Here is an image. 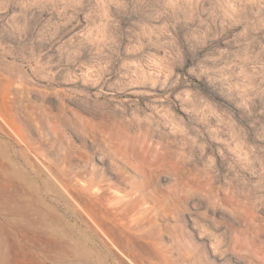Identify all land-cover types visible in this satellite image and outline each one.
<instances>
[{"label":"rangeland","instance_id":"obj_1","mask_svg":"<svg viewBox=\"0 0 264 264\" xmlns=\"http://www.w3.org/2000/svg\"><path fill=\"white\" fill-rule=\"evenodd\" d=\"M164 253L264 264V0H0V264Z\"/></svg>","mask_w":264,"mask_h":264},{"label":"bare ground","instance_id":"obj_2","mask_svg":"<svg viewBox=\"0 0 264 264\" xmlns=\"http://www.w3.org/2000/svg\"><path fill=\"white\" fill-rule=\"evenodd\" d=\"M25 144H26V143H25ZM32 144H33V143H32ZM27 145H28V143H27ZM32 146H33V145H32ZM35 146H37V145L35 144L34 147H35ZM28 147H29V146H28ZM37 147H38V146H37ZM31 149L33 150V152H37V153H38L39 151H41L39 148H36V147H35V148H31ZM32 150H31V151H32ZM70 180H71V181H70ZM70 180H69V181H70V184L72 185L71 187H73V186L75 187V186L78 184V183L76 184V181H77L76 179L72 178V179H70ZM72 183H73V184H72ZM77 186H79V185H77ZM92 186H93V185H92ZM79 188H81V190H82L83 192H85V193H89L90 196H91V194H92V193H91V190H92V189H91V185L85 184V186H81V187H79ZM98 188H99V187H98ZM96 190H97V189H96ZM99 190L101 191V189H99ZM92 191H93V190H92ZM100 191H98V192L100 193V196H101L102 193H104L103 196H104V195L106 196L105 192H103V191H105V190H103L102 193H101ZM93 192H94V191H93ZM96 193H97V192H96ZM96 193H94V194L97 195V196H95L94 194H92V195H94V198H95V197H96V198H97V197L99 198V196H98L99 193H97V194H96ZM112 193H113V192H112ZM103 196H101V197H103ZM108 197H109V196H108ZM110 197H111V198H110ZM110 197L107 198L106 201H107L108 199H110V200L112 199V202H113L114 200H115V201H117V200H121V201H122V200L125 199V197H123V196L121 197V195L119 196V195H115V194L111 195ZM105 198H106V197H105ZM102 199H103V198H102ZM110 200H109V201H110ZM109 201H107V202H109ZM196 205H197V204H196ZM193 207H195V206H192V209H193ZM207 208H208V207H207ZM208 209H209V208H208ZM210 209H211V208H210ZM211 210H212V209H211ZM212 211H213V210H212ZM210 212H211V211H210ZM216 215H217V214H216ZM192 223H193V222H192ZM209 223H210V222H209ZM211 223H212V222H211ZM211 223H210V224H211ZM210 224H209V225H210ZM193 225H194V224H193ZM197 225H198V223H197ZM199 225H200V224H199ZM199 225H198V226H199ZM204 225H205V224H204ZM206 225H207V224H206ZM136 226H137V225H136ZM198 226H197V227H198ZM149 227H150V226H149ZM205 227H206V226H205ZM208 227H209V226H208ZM192 228H193V227H192ZM203 228H204V227H203ZM203 228H202V226H201V230H203ZM135 229H136V228H135ZM195 229H196V228H195ZM222 229H224V228H222ZM192 230H193V229H192ZM207 230H210V228L207 229ZM207 230H205V228H204V231H207ZM215 230H216V229H215ZM195 231H196V230H195ZM195 231H193V232H195ZM218 231H219V230H218ZM218 231H217V232H218ZM208 232H210V231H208ZM219 232H220V231H219ZM223 232H224V234H225L226 231H223ZM196 233H197V232H196ZM198 233H199V232H198ZM202 233H203V231L201 232V234H202ZM206 233H207V232H206ZM221 233H222V232H221ZM204 235H205V233L203 234V236H204ZM142 236H143V235H142ZM196 236H197V235H196ZM220 236H222V235L220 234ZM198 237H199V236H198ZM201 237H202V236H201ZM157 239H158V238H157ZM155 243H156V242H155ZM158 243H159V242H158ZM158 243H156V245H158ZM202 244H203V243H202ZM209 244H210V243H209ZM211 244H212V246H214L213 243H211ZM215 244H216V243H215ZM217 245H218V243H217ZM219 245H220V243H219ZM219 245H218V246H219ZM138 246H139V245H138ZM218 246L215 247V248L218 249V248H219ZM133 247H134V246H133ZM79 248H80V247H79ZM211 248H212V247H211ZM215 248H214V249H215ZM221 248L224 249V247H221V245H220V251L217 250V252H219V253L222 255ZM136 249L138 250V248H136ZM212 249H213V248H212ZM214 249H213V250H214ZM216 249H215V250H216ZM74 250H75V249H74ZM209 250H210V249H209ZM213 250H212V251H213ZM215 250H214V251H215ZM207 251H208V250H207ZM209 252H210V251H209ZM215 252H216V251H215ZM215 252H212V253H215ZM223 252H224V251H223ZM225 252H226V251H225ZM225 252H224V253H225ZM207 253H208V252H207ZM212 253H211V254H212ZM136 254H137V253H136ZM225 254H226V253H225ZM145 255H146V254H145ZM154 255H155V254H154ZM161 255H162V254H161ZM218 255H219V254H218ZM211 256H212V255H211ZM216 256H217V254H216ZM221 257H222V256H221ZM135 258H137V257H135ZM152 258H153V257H152ZM216 258H217V257H216ZM222 258H223V257H222ZM150 259H151V257H150ZM234 259H237V258H234ZM132 260H133V257H132ZM237 260H238V259H237ZM136 261H138V260H136ZM141 261H143V260H141ZM150 261H151V260H150ZM152 261H153V260H152ZM132 262L134 263V261H132ZM144 262H145V261H143V263H144ZM153 262H154V261H153ZM158 262H159V261H158ZM158 262H157V263H158ZM157 263H155V264H157ZM134 264H135V263H134ZM140 264H141V263H140ZM144 264H147V262L144 263ZM149 264H150V263H149ZM158 264H160V263H158ZM161 264H174V262L171 260V256H170V255H166V254L164 253V255H163V261H162Z\"/></svg>","mask_w":264,"mask_h":264}]
</instances>
